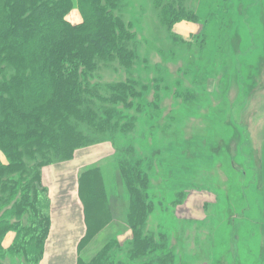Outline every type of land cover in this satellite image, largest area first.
<instances>
[{
	"label": "rangeland",
	"instance_id": "rangeland-1",
	"mask_svg": "<svg viewBox=\"0 0 264 264\" xmlns=\"http://www.w3.org/2000/svg\"><path fill=\"white\" fill-rule=\"evenodd\" d=\"M166 2L197 21L169 26ZM108 7L132 34L125 42L132 59L96 60L84 82L95 98L79 104L96 125L71 117L85 147L41 174L50 213L53 198L54 209H71L74 186L84 233L93 220L80 176L98 170L114 199L111 218L76 258L89 263L115 240L104 264H264V0H110ZM65 19L82 22L76 8ZM4 71L13 74L7 64ZM127 82L134 94L112 100L111 87ZM119 163L147 175L153 210L142 233L157 248L148 254L131 240Z\"/></svg>",
	"mask_w": 264,
	"mask_h": 264
},
{
	"label": "trees",
	"instance_id": "trees-1",
	"mask_svg": "<svg viewBox=\"0 0 264 264\" xmlns=\"http://www.w3.org/2000/svg\"><path fill=\"white\" fill-rule=\"evenodd\" d=\"M109 2L0 0V152L6 159V163L0 161V264H9L7 257L20 264L41 260L51 226L49 196L41 174L56 162L70 160L75 150L86 145L70 119L95 124L96 115L89 109L80 110L79 104L95 98L84 82L96 60L128 64L132 59L125 46L132 34L111 12ZM175 2L180 4V0ZM174 7L166 2L162 8L169 26L197 21L183 6ZM73 8L82 16L78 25L65 19ZM6 64L13 74L6 75ZM128 83L111 87L117 93L112 100L124 102L126 90L134 94ZM98 124L105 125V121L100 119ZM117 167L129 195L126 223L131 240L138 252L148 254L157 248L142 233L145 216L153 210L147 200V175L138 165L119 163ZM97 171H86L79 178L93 221L86 224L77 252L113 213L114 199L107 196ZM8 233L14 237L4 249ZM114 243L86 264H104ZM77 264H81L79 259Z\"/></svg>",
	"mask_w": 264,
	"mask_h": 264
},
{
	"label": "crops",
	"instance_id": "crops-1",
	"mask_svg": "<svg viewBox=\"0 0 264 264\" xmlns=\"http://www.w3.org/2000/svg\"><path fill=\"white\" fill-rule=\"evenodd\" d=\"M75 184V183H74ZM73 195H69L71 209H54L55 201L52 200L51 227L44 248V255L40 264H76L77 246L84 233L83 215L78 209L77 197L74 194V186L71 187ZM52 192V191H51ZM53 195V194H52ZM53 197V196H50ZM212 195L206 199L213 201ZM52 199V198H51ZM197 197H191L190 201H196ZM203 200V199H201ZM58 202V200H57ZM80 208V207H79ZM71 217H65V216ZM82 218V219H81ZM71 220V221H70ZM13 234L8 233L2 243L4 249L8 248L13 240Z\"/></svg>",
	"mask_w": 264,
	"mask_h": 264
}]
</instances>
